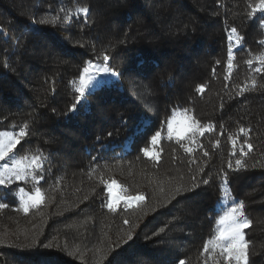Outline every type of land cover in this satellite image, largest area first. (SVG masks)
Masks as SVG:
<instances>
[{
  "label": "trees",
  "instance_id": "obj_1",
  "mask_svg": "<svg viewBox=\"0 0 264 264\" xmlns=\"http://www.w3.org/2000/svg\"><path fill=\"white\" fill-rule=\"evenodd\" d=\"M259 3L0 0V131L27 125L13 155L41 158L25 181L0 186V264H214L204 247L221 228L224 200L243 202L248 264H264ZM89 63L114 74L101 73L81 97ZM185 110L213 126L195 143L167 136ZM111 180L144 200L110 210ZM20 185L39 188L43 202L25 212ZM215 259L228 264L218 251Z\"/></svg>",
  "mask_w": 264,
  "mask_h": 264
},
{
  "label": "snow or ice",
  "instance_id": "obj_2",
  "mask_svg": "<svg viewBox=\"0 0 264 264\" xmlns=\"http://www.w3.org/2000/svg\"><path fill=\"white\" fill-rule=\"evenodd\" d=\"M256 10L264 11V0H260V3L256 5ZM79 13L88 14V7H81L78 9ZM233 33H236V29H232ZM231 39V37L229 38ZM240 38L237 37V41ZM105 60L108 59L107 55L104 57ZM259 61L264 63V55H260L257 57ZM249 64L252 61L248 62ZM233 66V57L232 52L229 50L228 53V67L231 69ZM94 70V71H92ZM85 76L80 78V87L78 88V92L80 96H84L85 89L92 85L93 90L98 87L99 83H103L102 81L94 83L95 78L99 76L101 73H113L112 69L106 67H98L89 63L88 67L83 69ZM259 71V69H258ZM252 85H256V81H252ZM203 91V86L199 89ZM73 109H75L76 105L73 104ZM27 125L22 128L18 134L11 133H0V161H4L5 158L9 157L10 153H13V150L20 143L21 139H23L27 132L25 129ZM213 130L212 125H201L200 121L196 120L194 116L188 115L187 110L181 113H176L173 115L172 119L168 121L167 124V136L168 139L175 138L177 142L187 139L190 143H195V136L197 134L204 135L205 132H210ZM241 133H247V129L241 127L239 129ZM161 139V133L158 131L151 137V141L153 145H157ZM217 143H219L217 141ZM233 145L235 146V139H233ZM248 148L251 149L252 145L249 143ZM146 156L159 159L158 151H150L149 148L142 149ZM185 150L189 153L193 151L191 147L185 146ZM242 150V149H241ZM207 155V153H205ZM27 157H20L14 160L12 167H9L8 164L3 165V171H0V185L5 184L6 179H11L12 176H15L19 180H23L26 178L28 173L26 169L28 168H40L41 167V158L39 156L32 157L31 160L25 164L24 161L27 160ZM241 160H237L236 164L242 165ZM231 163H229V167L231 168ZM35 178V177H33ZM108 192L110 194V199L107 204V207L112 210H117V202L124 201L128 207L134 206V204L143 201L144 196L142 194H137L135 196L132 195H124L127 189L119 185V183L115 180L106 181ZM207 183V181H204ZM117 186L119 188V194L113 191V186ZM181 191V189H177V192ZM43 202V196L39 188L36 189L35 195L29 197L27 201L24 203V211L27 212L30 206H36ZM6 205L0 204V208L5 207ZM243 202L237 203L234 207H232L228 212L225 213L219 220L220 225L222 227L219 229L217 235L213 240H209L204 247V251L208 252L209 248H212L214 251L212 253L214 264H217L215 256L216 251L219 252L220 256L224 258L228 262V264H248V248L249 242L245 238V229L251 227L252 221L249 220L244 211ZM127 223V221H125ZM131 239V235H129ZM180 264H185L183 260L180 261ZM207 264V262H205Z\"/></svg>",
  "mask_w": 264,
  "mask_h": 264
},
{
  "label": "rangeland",
  "instance_id": "obj_3",
  "mask_svg": "<svg viewBox=\"0 0 264 264\" xmlns=\"http://www.w3.org/2000/svg\"><path fill=\"white\" fill-rule=\"evenodd\" d=\"M238 46H239V42H236V43L233 45V49H234V48H237ZM83 76H85V73L83 74ZM102 78H104V77H102V75L100 74L99 76H97V77L95 78L94 83H97V82H100V81L103 82L104 79H102ZM100 84H101V83H99L98 85H100ZM79 87H80V81H79ZM89 87L92 89V85H89ZM89 87H88V88H89ZM0 133L18 134L16 131H12V130H10V131H0ZM13 151H14V150H13ZM18 158H20V157L14 156L13 153H10V154H9V157L5 158L4 161H0V171H3V165H4V164H8L9 167H12V165H13V163H14V160H15V159H18ZM27 158H28V159L24 161L25 164H27V163L31 160L32 157H27ZM26 171H27L28 173H31V174H30V175H27L25 179H23V180H19V179H17L15 176H12L11 179H6V180H5V184H3V185L11 184V183H13V182H23V181H25V180L27 179L28 176H31V175L33 174L34 169H33V168H28V169H26ZM0 186H2V185H0ZM115 189H116V188L114 187V190H115ZM35 191H36V190H34V191H27V190H26L23 186H21V185L18 187V189H17V193H18V197H19V200H20L19 206H20L21 209L24 210V203H25V201H27V200L29 199V197L34 196V195H35ZM41 193H42V192H41ZM42 196H43V194H42ZM226 201H227V202H226ZM226 201L224 200V202H223V205H225L224 207L227 209V210H225V213L228 212V211L232 208L231 206H233V205L230 206V203H231V202H229L228 200H226ZM234 206H235V205H234ZM234 206H233V207H234ZM31 207H33V206H30L29 208H31ZM224 215H225V214H224ZM221 227H222V225H221Z\"/></svg>",
  "mask_w": 264,
  "mask_h": 264
}]
</instances>
